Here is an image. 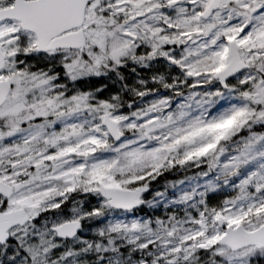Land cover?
Returning a JSON list of instances; mask_svg holds the SVG:
<instances>
[{
  "label": "snow or ice",
  "instance_id": "obj_1",
  "mask_svg": "<svg viewBox=\"0 0 264 264\" xmlns=\"http://www.w3.org/2000/svg\"><path fill=\"white\" fill-rule=\"evenodd\" d=\"M0 264H264V0H0Z\"/></svg>",
  "mask_w": 264,
  "mask_h": 264
}]
</instances>
